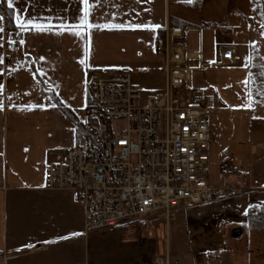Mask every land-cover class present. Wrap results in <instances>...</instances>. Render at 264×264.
I'll use <instances>...</instances> for the list:
<instances>
[{"label":"crops","instance_id":"0c3cea01","mask_svg":"<svg viewBox=\"0 0 264 264\" xmlns=\"http://www.w3.org/2000/svg\"><path fill=\"white\" fill-rule=\"evenodd\" d=\"M1 1L8 7L9 0ZM12 4L10 28L0 12V264H154L169 257L162 214L85 234L75 194L43 188L47 161L75 145L76 130L41 86L75 115L61 89L87 83L94 69L147 75L154 95L163 77L153 43L166 25L179 26L186 30L176 40L182 63L192 69L189 92L213 96L219 108L227 106L240 119L255 117L253 127L264 139V115L254 116L248 92L249 63L264 64L263 33L249 0H202L198 10L179 0ZM86 10L88 26L79 27ZM225 48L234 49L233 64H220ZM7 51L18 64L5 63ZM256 160L264 162V144Z\"/></svg>","mask_w":264,"mask_h":264},{"label":"built area","instance_id":"2783aa9c","mask_svg":"<svg viewBox=\"0 0 264 264\" xmlns=\"http://www.w3.org/2000/svg\"><path fill=\"white\" fill-rule=\"evenodd\" d=\"M185 34L183 27L166 25L155 39L163 87L152 96L144 97L127 71L89 73L91 101L80 121L82 132L43 172L44 189L75 194L85 234L157 213L168 223L179 210L244 194V187L209 181L208 119L215 99L189 92L192 69L183 65L176 42ZM18 62L13 51L5 53L8 66ZM234 62V49H223L220 64ZM234 164L223 159L221 172L235 174ZM154 264L174 263L165 256Z\"/></svg>","mask_w":264,"mask_h":264},{"label":"rangeland","instance_id":"374dc122","mask_svg":"<svg viewBox=\"0 0 264 264\" xmlns=\"http://www.w3.org/2000/svg\"><path fill=\"white\" fill-rule=\"evenodd\" d=\"M131 76L144 97L152 96L153 86L147 75ZM42 91L49 98L46 92L57 96L44 87ZM61 94L76 107V117L82 120L87 97L91 96L88 84L83 81L77 88H62ZM251 102L254 116L264 115V94ZM240 118L224 105L219 108L215 104L210 110L208 178L213 185L235 184L246 190L237 197L175 212L167 223L165 245L173 263L223 264L229 260L230 264H264V229H259L264 226V162L256 160L258 145L264 144V139L253 127L255 117ZM225 158L235 163V174L221 172L220 163Z\"/></svg>","mask_w":264,"mask_h":264},{"label":"trees","instance_id":"16d2710c","mask_svg":"<svg viewBox=\"0 0 264 264\" xmlns=\"http://www.w3.org/2000/svg\"><path fill=\"white\" fill-rule=\"evenodd\" d=\"M182 4H184L187 7L195 8V10H198L199 6L202 3V0H179ZM249 3L251 5V10L253 14L255 15V19L260 25L263 33L264 38V0H249ZM4 5L2 1L0 0V12L4 13L7 20V25L10 28L11 27V21H12V9L9 7L3 8ZM249 69V75H248V92L249 96L251 98V101L253 100L256 102L260 95L264 94V67L259 64V62H252L250 65H248ZM41 92L42 86H41ZM49 94L55 108L59 109L66 117L69 119L75 126L76 130V136L79 135L82 132L81 128V122L78 120L76 115L67 108L60 100L59 98L52 92H46ZM91 97L88 96L86 100V104L90 103ZM264 224V223H263ZM259 229H264L263 227L259 226Z\"/></svg>","mask_w":264,"mask_h":264},{"label":"snow or ice","instance_id":"6c2138e0","mask_svg":"<svg viewBox=\"0 0 264 264\" xmlns=\"http://www.w3.org/2000/svg\"><path fill=\"white\" fill-rule=\"evenodd\" d=\"M88 0H84V3L87 4ZM190 2V0H189ZM8 7L12 8L13 4H12V0H9L8 2ZM88 11L86 10L84 13V18L82 19V23L81 25H79V27H83V26H88V21H87V16H88ZM25 25L23 23L20 24V27L23 28ZM36 30L38 31H45L46 29H44L42 26H36ZM50 30V29H47ZM0 31H2V29H0Z\"/></svg>","mask_w":264,"mask_h":264}]
</instances>
